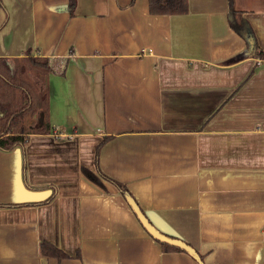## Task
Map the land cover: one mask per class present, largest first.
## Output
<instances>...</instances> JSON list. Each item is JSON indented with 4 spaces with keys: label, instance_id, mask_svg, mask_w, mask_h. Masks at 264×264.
<instances>
[{
    "label": "crops",
    "instance_id": "crops-1",
    "mask_svg": "<svg viewBox=\"0 0 264 264\" xmlns=\"http://www.w3.org/2000/svg\"><path fill=\"white\" fill-rule=\"evenodd\" d=\"M70 1L0 0V58L50 59L49 131L0 149V264H264V0H232L250 41L229 0L175 15ZM99 145L103 174L201 260L164 252L113 182L84 174Z\"/></svg>",
    "mask_w": 264,
    "mask_h": 264
},
{
    "label": "trees",
    "instance_id": "trees-1",
    "mask_svg": "<svg viewBox=\"0 0 264 264\" xmlns=\"http://www.w3.org/2000/svg\"><path fill=\"white\" fill-rule=\"evenodd\" d=\"M229 4L227 19L232 29L250 41L253 35L248 22L244 17L242 18L239 11L234 9L232 0H229ZM148 6L153 15L186 14L190 9L188 0H148ZM69 8L73 14L74 0L70 1ZM258 54L259 57H264L263 52ZM13 60L14 68L7 60L0 58V104L5 107V112L0 114V149L4 151L26 145V136L32 132L28 126V121L39 112L44 113L43 127L35 131L43 134L49 131L47 122L48 92L46 89L40 90L36 81L32 80L29 75L35 76L39 80L45 79L50 71V59L45 56H34L31 54V49L28 48L23 57ZM100 146H98L95 156L97 173L94 174L92 171L83 168L84 174L91 181L101 186H104L102 179L113 182L127 200L130 198L134 200L122 183L109 178L100 170L97 159ZM160 244L164 252L182 251V249L166 243ZM41 251L44 256H52L58 260L65 256L64 253L49 243H41Z\"/></svg>",
    "mask_w": 264,
    "mask_h": 264
},
{
    "label": "water",
    "instance_id": "water-1",
    "mask_svg": "<svg viewBox=\"0 0 264 264\" xmlns=\"http://www.w3.org/2000/svg\"><path fill=\"white\" fill-rule=\"evenodd\" d=\"M128 202H129V205H131V207L133 208L135 214L137 215L141 225H143L146 232H148L152 238H154L156 241L160 243H163V244L166 243L180 250L182 249L183 251L187 252L192 257H195L197 260L198 259L201 260V258L199 257V255L196 253V251L191 245H189L185 241L179 240L165 233H162L159 229H157L154 225L150 223V221L148 220V218H146V216L140 210V208L137 207L134 200L130 198Z\"/></svg>",
    "mask_w": 264,
    "mask_h": 264
},
{
    "label": "rangeland",
    "instance_id": "rangeland-1",
    "mask_svg": "<svg viewBox=\"0 0 264 264\" xmlns=\"http://www.w3.org/2000/svg\"><path fill=\"white\" fill-rule=\"evenodd\" d=\"M29 76L34 81H37L38 80L37 77H35V76H32V75H29ZM4 112H5V107L2 105V109H0V113H4ZM39 113L36 114V116L34 118H31L28 121V126L32 129V131L36 130L37 127L42 124L41 121H42L43 117H42V115H39ZM38 118H40V124L38 122Z\"/></svg>",
    "mask_w": 264,
    "mask_h": 264
},
{
    "label": "built area",
    "instance_id": "built-area-1",
    "mask_svg": "<svg viewBox=\"0 0 264 264\" xmlns=\"http://www.w3.org/2000/svg\"><path fill=\"white\" fill-rule=\"evenodd\" d=\"M263 63H264V57L257 58V59L255 60V64H256L257 66H261V64H263Z\"/></svg>",
    "mask_w": 264,
    "mask_h": 264
}]
</instances>
